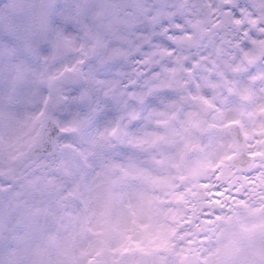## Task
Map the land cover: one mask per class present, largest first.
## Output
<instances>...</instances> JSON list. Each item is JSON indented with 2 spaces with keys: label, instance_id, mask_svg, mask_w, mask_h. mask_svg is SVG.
Instances as JSON below:
<instances>
[{
  "label": "clouds",
  "instance_id": "1",
  "mask_svg": "<svg viewBox=\"0 0 264 264\" xmlns=\"http://www.w3.org/2000/svg\"><path fill=\"white\" fill-rule=\"evenodd\" d=\"M0 264H264V0H0Z\"/></svg>",
  "mask_w": 264,
  "mask_h": 264
}]
</instances>
